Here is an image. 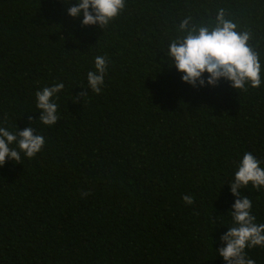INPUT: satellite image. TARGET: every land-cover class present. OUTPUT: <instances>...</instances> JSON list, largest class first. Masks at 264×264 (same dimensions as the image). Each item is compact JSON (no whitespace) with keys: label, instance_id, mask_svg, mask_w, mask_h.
I'll return each instance as SVG.
<instances>
[{"label":"trees","instance_id":"obj_1","mask_svg":"<svg viewBox=\"0 0 264 264\" xmlns=\"http://www.w3.org/2000/svg\"><path fill=\"white\" fill-rule=\"evenodd\" d=\"M66 8L0 0V127L45 139L0 166V264H225L228 183L245 151L264 167V83L193 87L166 53L182 20L211 30L223 9L264 70V0H125L104 28ZM97 55L110 61L102 92L82 98ZM61 82L59 120L44 125L35 93ZM241 194L264 223V188ZM246 252L264 264V248Z\"/></svg>","mask_w":264,"mask_h":264},{"label":"clouds","instance_id":"obj_2","mask_svg":"<svg viewBox=\"0 0 264 264\" xmlns=\"http://www.w3.org/2000/svg\"><path fill=\"white\" fill-rule=\"evenodd\" d=\"M63 2L67 5L69 16L82 17L81 25H98L101 28L106 27L125 8V0H75L74 4L70 0ZM216 21V26L210 30L206 26L189 28V19L182 20L179 28L187 29V35L169 44L166 53L171 58L169 67L174 65L177 72L182 73L181 80L193 87H215L224 79L237 92L259 88L264 83V70L259 54L248 44L249 33L236 31L237 25L225 19L223 9L217 12ZM109 63L104 55L94 58V70L87 72V86L79 93L80 97H86L89 89L95 94L102 92ZM63 88L61 82L36 91V108L40 110L38 118L44 125L52 126L59 120L58 106L53 98ZM29 120H32L31 116ZM13 144L16 147H12ZM44 145V137L36 134L31 125L15 132L0 127V166L4 165L6 159L19 163L21 153L31 159ZM261 163L251 152L245 151L228 183L231 194L236 197L228 210L232 224L219 237L223 246L215 249L225 264H256L246 249L264 248V223L256 222L252 214V201L241 194V189L247 188L249 184L257 190L264 188V167H261ZM183 201L191 205L194 197L185 195Z\"/></svg>","mask_w":264,"mask_h":264}]
</instances>
